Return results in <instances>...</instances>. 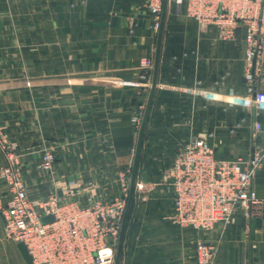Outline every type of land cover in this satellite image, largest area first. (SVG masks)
<instances>
[{"label": "crops", "instance_id": "crops-1", "mask_svg": "<svg viewBox=\"0 0 264 264\" xmlns=\"http://www.w3.org/2000/svg\"><path fill=\"white\" fill-rule=\"evenodd\" d=\"M145 1L0 0V127L20 148L30 199L112 200L122 195L121 176L129 187L148 95L143 64L157 35ZM202 139L221 160L247 159L255 143L264 149V52L248 92L243 33L223 39L167 1L119 264H202L198 242L214 247L209 264H264V163L253 180L257 217L237 209L208 232L172 220L165 171L180 147ZM46 147L55 158L50 175L39 170ZM9 201L0 182V204ZM2 226L0 217V264H27Z\"/></svg>", "mask_w": 264, "mask_h": 264}, {"label": "built area", "instance_id": "built-area-1", "mask_svg": "<svg viewBox=\"0 0 264 264\" xmlns=\"http://www.w3.org/2000/svg\"><path fill=\"white\" fill-rule=\"evenodd\" d=\"M162 1L147 0L155 30ZM168 1L183 6L202 30L213 28L223 39L235 38L238 30L243 33L244 80L248 92H252L255 66L264 52V0ZM152 64V60L144 63L146 72L151 71ZM145 85L149 88L150 79ZM260 129L255 123L254 132ZM8 159L9 165L1 169L0 179L11 186L12 198L1 216L7 234L24 244L32 263L114 264L127 205L129 187L125 176L120 177L122 195L112 200L88 197L85 204L61 201L57 196L31 200L13 171V156ZM53 161L51 154H44L39 170L50 172ZM263 163L264 149L256 143L243 160L218 159L207 140L186 143L165 171L174 192L173 222L208 232L216 223L229 224L237 209H242L247 218L257 217L261 202L253 180ZM46 217H51L52 222L43 224L41 219ZM196 249L200 263L209 264L214 247L198 242Z\"/></svg>", "mask_w": 264, "mask_h": 264}, {"label": "water", "instance_id": "water-1", "mask_svg": "<svg viewBox=\"0 0 264 264\" xmlns=\"http://www.w3.org/2000/svg\"><path fill=\"white\" fill-rule=\"evenodd\" d=\"M166 9H167V0H163L160 19H159V25H158V31L156 35L151 86H150V89L147 95L145 108L143 111V115L141 118L139 130H138L137 142H136L134 158H133L131 173H130V183H129V191H128V197H127L126 211L123 216L122 226H121V230L119 233V239H118V245L116 249L114 264H119L120 257H121V248H122V241H123V236H124L126 220L128 218V214H129L132 201H133V192H134V187H135V182H136V174H137L138 161H139V156H140V151H141V145H142L147 121L149 118L153 98L155 95V89L157 85V78H158V71H159V63H160L161 40H162V34H163V28H164V22H165V16H166ZM41 222L43 224L50 223L52 222V218L51 217L43 218L41 219ZM17 249L19 250L24 261L27 264H32L31 256L29 255L24 244L21 242L17 243Z\"/></svg>", "mask_w": 264, "mask_h": 264}, {"label": "rangeland", "instance_id": "rangeland-1", "mask_svg": "<svg viewBox=\"0 0 264 264\" xmlns=\"http://www.w3.org/2000/svg\"><path fill=\"white\" fill-rule=\"evenodd\" d=\"M168 1V0H167ZM145 5H146V7H147V9L150 11V9H149V7H148V3H147V0L145 1ZM161 14V13H160ZM154 18V17H153ZM159 19H160V15H159ZM157 31H158V29H157ZM151 59V58H150ZM150 59H146V61L147 60H150ZM152 60V63H153V60H154V58L153 59H151ZM145 61V62H146ZM144 62V63H145ZM143 66H144V64H143ZM145 69V68H144ZM152 70H153V64H152V69H151V71H148V72H146L145 73V84H146V81L148 80V79H150V86H151V79H152ZM25 85L28 87V88H31L32 87V85H31V81H27V82H25ZM150 86H149V88H147V87H145V90H147V92H146V94L149 92V89H150ZM144 104H146V103H144ZM144 104H143V107L141 108V117H140V122H141V118H142V115H143V111H144V108H145V106H144ZM139 126H140V123H139ZM2 128L0 127V151H1V153L3 154V156H4V158H5V164H4V166L2 167V168H4L5 166H8L9 165V159H8V156L9 155H12L13 156V161H12V163H13V165H14V168H13V171H14V173H15V175L22 181V183L24 184V186H25V188H26V191H27V187H26V185H25V181H24V178H23V174H22V165H21V162H20V148L18 147V145L16 144V143H14V142H11L6 136H4L3 134H2V130H1ZM4 148H5V150H4ZM11 148H13V151H11ZM8 150V151H7ZM46 153H49V154H51L52 155V150H51V147H46V148H44V152H43V154H42V156H41V160H42V157H43V155L44 154H46ZM53 156V155H52ZM54 161H55V158H54ZM53 161V162H54ZM41 162V161H40ZM54 164V163H53ZM1 168V169H2ZM1 169H0V171H1ZM52 171V170H51ZM50 171V172H51ZM40 172H42V171H40ZM50 172H42L43 174H47V175H50ZM129 177H130V173H129ZM0 182H2L5 186H6V188H7V193L10 195V201H11V198H12V193H11V186L7 183V181H5V180H2V179H0ZM128 191H129V188H128ZM27 194H28V191H27ZM127 197H128V195H127ZM31 200H36V199H31ZM10 201L6 204V206L10 203ZM6 206H3V205H1L0 204V217H1V219H2V216H1V212L6 208ZM2 227H3V236H4V239L6 240V241H9V242H12V243H17L12 237H10L8 234H7V232H6V230H5V227H4V222H3V219H2ZM209 244V243H208ZM212 245V244H211ZM117 249V248H116ZM215 251V250H214ZM115 255H116V250H115ZM114 261H115V259H114ZM36 264V263H35Z\"/></svg>", "mask_w": 264, "mask_h": 264}]
</instances>
